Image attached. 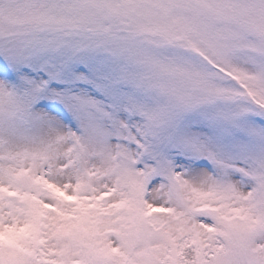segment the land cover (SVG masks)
<instances>
[{"label":"snow or ice","instance_id":"obj_1","mask_svg":"<svg viewBox=\"0 0 264 264\" xmlns=\"http://www.w3.org/2000/svg\"><path fill=\"white\" fill-rule=\"evenodd\" d=\"M0 264H264V0H0Z\"/></svg>","mask_w":264,"mask_h":264}]
</instances>
